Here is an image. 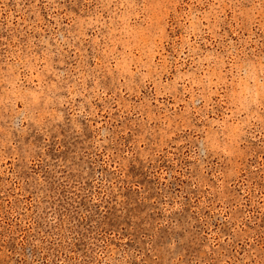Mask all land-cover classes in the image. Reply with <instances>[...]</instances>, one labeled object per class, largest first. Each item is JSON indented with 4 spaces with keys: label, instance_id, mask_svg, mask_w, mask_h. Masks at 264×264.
Segmentation results:
<instances>
[{
    "label": "rangeland",
    "instance_id": "obj_1",
    "mask_svg": "<svg viewBox=\"0 0 264 264\" xmlns=\"http://www.w3.org/2000/svg\"><path fill=\"white\" fill-rule=\"evenodd\" d=\"M0 264H264V0H0Z\"/></svg>",
    "mask_w": 264,
    "mask_h": 264
}]
</instances>
